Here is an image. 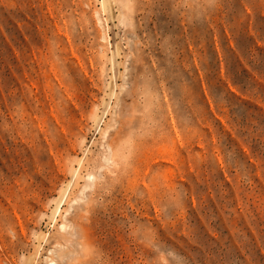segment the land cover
Here are the masks:
<instances>
[{
  "label": "rangeland",
  "instance_id": "rangeland-1",
  "mask_svg": "<svg viewBox=\"0 0 264 264\" xmlns=\"http://www.w3.org/2000/svg\"><path fill=\"white\" fill-rule=\"evenodd\" d=\"M0 264H264V0H0Z\"/></svg>",
  "mask_w": 264,
  "mask_h": 264
},
{
  "label": "bare ground",
  "instance_id": "bare-ground-1",
  "mask_svg": "<svg viewBox=\"0 0 264 264\" xmlns=\"http://www.w3.org/2000/svg\"><path fill=\"white\" fill-rule=\"evenodd\" d=\"M121 127L122 125L118 126L117 131L115 133L119 132L121 130Z\"/></svg>",
  "mask_w": 264,
  "mask_h": 264
}]
</instances>
